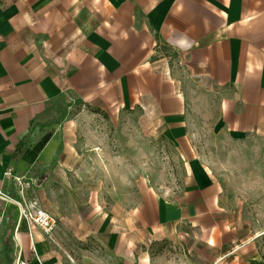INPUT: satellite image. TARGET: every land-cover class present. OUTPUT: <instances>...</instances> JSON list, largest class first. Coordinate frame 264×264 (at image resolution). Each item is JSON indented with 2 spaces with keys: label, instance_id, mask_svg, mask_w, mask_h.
Returning <instances> with one entry per match:
<instances>
[{
  "label": "crops",
  "instance_id": "crops-1",
  "mask_svg": "<svg viewBox=\"0 0 264 264\" xmlns=\"http://www.w3.org/2000/svg\"><path fill=\"white\" fill-rule=\"evenodd\" d=\"M163 45L215 95L212 130L264 137V0H0V264H66L58 254L86 251L79 263L102 264L78 247L87 238L107 242L116 255L107 264H176L138 250L133 231L150 242L183 225L198 245L221 252L217 260L264 264L251 238L236 242V198L192 146L187 88L179 66L159 58ZM68 94L112 116L152 110L165 136L186 146L181 189L106 200L97 152L72 143L71 121L49 126L54 103ZM22 197L55 217L51 234L20 221L14 200Z\"/></svg>",
  "mask_w": 264,
  "mask_h": 264
},
{
  "label": "rangeland",
  "instance_id": "rangeland-1",
  "mask_svg": "<svg viewBox=\"0 0 264 264\" xmlns=\"http://www.w3.org/2000/svg\"><path fill=\"white\" fill-rule=\"evenodd\" d=\"M157 51L163 62L179 66L182 85L188 92L190 128L195 134L192 146L196 145L199 159L214 169L225 189L236 198L232 209V226L240 234L236 242L251 238L250 246L258 250L264 261V137L236 139L212 130L216 118L215 95L205 93L203 87L187 76L173 50L163 45ZM211 99L213 102L207 106ZM53 111L55 115L49 126L56 128L64 121H71L72 143L86 153L97 152L98 175L106 200L115 196L117 200L129 197L136 202L140 192L147 188L168 196L181 189L186 174V158L181 156V152L186 146L165 136L164 127L152 110L123 111L112 116L68 94L54 103ZM90 165H93L91 159ZM33 186L31 190L36 195L39 187ZM41 199L44 200L43 194ZM35 201L44 208L41 201ZM133 232L134 240L138 239L134 242L139 245L138 250L143 244L149 247L151 255L167 258L176 264H232L230 254L217 260L221 252L198 245L192 230L185 225L173 234L150 238V242L146 240L148 234L144 231L141 234L136 230ZM135 234L142 235L144 241H139L140 237H135ZM76 242L82 249H93L94 254L104 260L102 264L116 256L103 238ZM89 253H65L64 258L61 254L58 256L60 260L68 258L66 264H83L79 261L86 255H92Z\"/></svg>",
  "mask_w": 264,
  "mask_h": 264
},
{
  "label": "built area",
  "instance_id": "built-area-1",
  "mask_svg": "<svg viewBox=\"0 0 264 264\" xmlns=\"http://www.w3.org/2000/svg\"><path fill=\"white\" fill-rule=\"evenodd\" d=\"M7 176L12 175V170L6 171ZM19 181L18 177H15ZM0 194H2L0 190ZM18 207L19 219L20 221L26 223L27 225H36L40 227L46 234H51L56 226V219L44 208L38 205L37 202L32 200H27L22 197L19 200H14ZM18 264H29L27 261H20Z\"/></svg>",
  "mask_w": 264,
  "mask_h": 264
},
{
  "label": "trees",
  "instance_id": "trees-1",
  "mask_svg": "<svg viewBox=\"0 0 264 264\" xmlns=\"http://www.w3.org/2000/svg\"><path fill=\"white\" fill-rule=\"evenodd\" d=\"M51 134L47 133L30 151L32 153L31 156L28 157L29 161H34L38 155V153L43 149V147L46 145L48 140L50 139Z\"/></svg>",
  "mask_w": 264,
  "mask_h": 264
}]
</instances>
